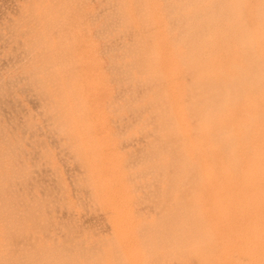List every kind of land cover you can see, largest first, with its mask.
Returning <instances> with one entry per match:
<instances>
[{
  "label": "rangeland",
  "instance_id": "rangeland-1",
  "mask_svg": "<svg viewBox=\"0 0 264 264\" xmlns=\"http://www.w3.org/2000/svg\"><path fill=\"white\" fill-rule=\"evenodd\" d=\"M209 1L0 0V228L10 251L6 263L200 264L202 250L191 257L184 250L204 231L193 215L202 183L194 173H183L188 159L182 140L170 133L173 100L168 90L170 72H178L180 82L187 83L184 94L190 93L194 74L180 60L182 50L191 49L193 55L211 33L216 47L232 42L221 17L227 8L219 3L211 9L217 24L198 38L191 33L208 23ZM247 8L238 10L249 14L248 24H258L254 7ZM151 20L158 21L155 27ZM248 52L246 60L253 58ZM178 59L187 64H180L182 70L174 66ZM187 120H192L187 122L194 141L200 140L188 111Z\"/></svg>",
  "mask_w": 264,
  "mask_h": 264
},
{
  "label": "bare ground",
  "instance_id": "bare-ground-1",
  "mask_svg": "<svg viewBox=\"0 0 264 264\" xmlns=\"http://www.w3.org/2000/svg\"><path fill=\"white\" fill-rule=\"evenodd\" d=\"M185 1H187V0H185ZM254 1H255V3H252ZM217 3L224 5V7L227 8L225 11L223 8L222 11H224L223 12L224 14H222L221 17L223 18V22L225 23V36L229 37V39L232 38V42L230 41L231 44H229L225 48L224 47L219 48L218 45L216 47V43L214 42L216 35L214 33H211L209 37L203 38L202 41L200 42V44L198 46H196L197 48L195 50H193V51H195L193 53V55H192V53H190L191 49H190V52H188V51L184 52V50H182L183 56H181V57L183 59L180 58V60L181 61L185 60V63L187 62V63H189V65L191 67L193 66L192 68L190 67V71L193 72V74H194L193 79H191L193 84H192L191 88L189 89L190 93L184 94L185 89H187L186 88L187 83L183 84L182 82H180L178 72H174V73L172 72L171 73L170 71L172 69H169V68H170V65L172 66V64H170V63L168 64V63H166L167 60L166 61L164 60L165 63L169 66V68H168V66H166L169 69L167 71H169L170 74H172L171 79H170V77H168L170 74L165 75V77L167 76L170 79L169 84H170L171 88L170 89L168 88L169 89L168 93L170 94V99L172 98V100H173L171 107H170V110L172 112V118H170V117L168 118V119H170L172 124H174V126L172 125L173 129L172 130L170 129L171 130L170 133L177 136L180 140H182L181 144H183L182 147H183V149H185V156L188 159L187 166L182 167V168H184L183 170H185V171H183L182 169H181V171H183V173L185 175L189 172L190 174H188L187 176H191V177H194L191 175V172L194 173L196 180L198 179L197 181L202 183V186L199 188V190H197V193H198L197 206H196L197 210H195V214L193 213V215L195 218H198L200 220L201 224L204 225V228H203L204 231L201 232L200 234L197 233L198 235L196 234L194 236V240L192 241V243L194 242V244L186 247L185 250L183 249L186 252L185 254L184 253L183 254L186 256H188V255L190 256V254H193V253H196V252H199L202 250L203 257L199 261L200 264H264V0H225V1H223V0H210L206 4L207 10L210 12L211 9H213V7ZM145 6H147V4ZM153 6H156V4ZM240 6H243L245 8L246 7H249V8L254 7L253 8L254 11L252 10L251 13L254 12V13H252V15L254 16V18L257 19V21L255 20V22H258V24H256V25L248 24V22H251L247 17L249 14L247 15L244 13V11L238 10V7H240ZM157 7H158V5H157ZM189 7H191V6H189ZM249 8H247V9H249ZM156 9H158V8H156ZM185 9H186V7H185ZM216 9H218V8H216ZM219 10H220V8H219ZM151 11L152 10H150V12ZM154 12H155V10H154ZM212 12L213 11H211V14L213 15ZM151 13H150V15H148L149 13H147V15L149 17L154 15L153 13L151 15ZM192 13L193 12H191L189 16H194L195 12L193 14ZM159 14H161V13H158V16H160ZM204 14H202V15H204ZM147 15H146V17H147ZM210 15H208L209 20L205 19L206 21H208V23L206 22L208 25L206 23L204 24L202 22V24L198 25V27H195L194 29L191 28V30H192L191 33L193 35H195V38H198L196 35L202 33L204 31V29L205 30L207 28L209 29L210 27H213L212 25L217 24L216 21H213L214 15L212 16V18L210 17ZM252 15H250V16H252ZM205 16H206V14H205ZM205 16H203V17H205ZM253 16H252V18H253ZM206 18H208V17L206 16ZM153 20H154V18H153ZM153 20H151V21H153ZM198 20H199V18H198ZM205 20L203 19L202 21H205ZM247 20H248V22H247ZM153 22L152 23L154 24V27H155L157 25V24L155 25V22H158V21H153ZM161 22L159 21L158 25ZM137 23H141V22H139V20H138ZM168 23H170V22H167V24ZM165 24H166V21H165ZM167 24H166V26H167ZM252 24H253V22H252ZM136 25H138V24H136ZM187 25H188V23H187ZM181 26H182V24H181ZM217 26L219 27L220 25H217ZM141 28H143V26ZM163 29H164V31L166 30L165 28H162V30ZM159 31L161 32V30H159ZM170 33H173V32L170 31ZM157 35L154 34L153 38L154 37L157 38L158 37ZM186 37H188V36H186ZM171 38H173V37H171ZM160 39H161V37H160ZM171 40H173V39H171ZM200 40L198 39V41H200ZM164 43H163V46L164 45L166 46V44H164ZM189 43H188V46H189ZM194 44H196V42ZM175 45L176 44H173L171 46H173V48H174ZM182 49H183V46H182ZM173 50H172V54H171V52L170 53L168 52L169 50L167 52L169 55L171 54V56L174 58L176 56H174L175 52H173ZM177 50H178V48L175 47V51H177ZM216 50H217V53H216ZM214 51H215V53H213ZM248 51H251L252 54L254 55V56L252 55L253 58L250 60L249 59L246 60V57H245L246 55H250V53ZM154 53L156 54V52H154ZM159 53L160 52H158V54ZM176 54H179L178 58L181 55V53H178V52ZM43 56L44 55H42L41 61L44 60V58H45ZM151 57H152V55H151ZM158 57H159V55H158ZM161 57L163 58V55ZM18 58H19V56H18ZM165 58H167V57L165 56ZM168 59H170V58L168 57ZM175 61L176 60H174V63H175ZM179 62L180 61L178 59L176 65H174V66L176 68L178 67L177 69L182 70L180 67L183 63L182 64L180 63L181 64L180 65V64H178ZM164 66H165V64H164ZM185 66H184V64L182 65V67H184V68H185ZM198 66H201V68L199 67L198 69L197 68L195 69V67H198ZM161 70H160V72H162V74H164L166 72L165 71L163 73L164 70H162V71ZM173 70L175 71V69H173ZM156 72H157V75H159L160 72H158V71H156ZM154 74L155 73H153L152 75H154ZM162 74L160 73V75H162ZM180 77H181V73H180ZM205 80H208V81H205ZM162 87H164V86H162ZM187 91H188V89H187ZM165 93L167 94V96L169 95L167 92H165ZM165 93L163 92V94H165ZM165 96H163V99L166 100L167 96H166V98H165ZM164 101H162L161 103H163ZM186 101H187V103H186ZM163 105H165V104H163ZM187 111H188V113H191V115L195 119V124H196L197 130L200 132V136H201L200 140L198 138V141H196V142L193 139V130L194 129H193V126L191 125L192 123L191 124L189 123L192 120H190V121L187 120ZM166 113H167V111H166ZM81 114H82V112L80 113V115ZM163 115H165V114H163ZM74 116H75V114H74ZM160 117L162 118L164 116H160ZM189 119H191V118L189 117ZM187 121H189V122H187ZM92 126H94V125H92ZM103 126H102V128H104ZM90 128H88V129H90ZM166 128H167V126H166ZM167 129H165V130H167ZM197 130H196V132H197ZM161 133H163V132H161ZM166 133H167V131H166ZM103 135H104V133H103ZM174 141H175V139H174ZM98 142H100V141L98 140ZM170 142H172V141H170ZM162 145H163V142H162ZM179 147H181V146H179ZM180 154L184 155V153H181V152H180ZM183 157L184 156H182V159H183ZM162 159H164V158H162ZM168 163H169V161H168ZM170 163H171V161H170ZM178 163H179V161H178ZM178 163H177V165H178ZM0 169H2V168H0ZM170 173H171V171H170ZM159 175H161V174H159ZM164 178H166V177L164 176L163 179ZM187 178H186V180L188 181ZM191 179L192 178H190V180ZM160 180H162V179H160ZM193 181H195V180H193ZM173 182H175V181H173ZM190 183L191 182L189 181V184ZM166 184H167V182H166ZM177 184H178V182H177ZM171 185H172V183H171ZM190 185H192V184H190ZM167 188H168V186H167ZM194 190H195V188H194ZM195 192H196V190L193 193H195ZM109 195H110V192H109ZM175 195H176V193H175ZM114 196L116 197V194H114ZM109 197H111V196H109ZM113 199H115V198H113ZM169 201H171V199ZM121 202L123 203L124 201H121ZM113 203H115V202L113 201ZM175 203H176V201H175ZM187 203H188V201H187ZM189 204H191V203L189 202ZM117 205H116V208H118ZM162 206H160V207H162ZM180 206H182V205H180ZM182 208H184V207H182ZM166 209H167V207H166ZM158 210H160V209H158ZM184 210L182 209V211H184ZM167 211H169V210H167ZM121 212H122V209H121ZM188 212H190V211H188ZM166 213H164V214H166ZM123 214L125 215V213H123ZM126 214H128V212ZM131 214H133V213H131ZM188 214H192V213H188ZM177 216L178 215H176L175 217H177ZM182 216L181 217L179 216V218L181 219ZM99 218H101V217H99ZM179 218H178V220L180 222ZM168 219H170V218H168ZM182 219H181V221H182ZM127 221L129 222V219ZM127 221H125V223ZM142 222H144V221H142ZM176 222H178V221H176ZM200 222H199V225H200ZM122 223L125 224L124 222H122ZM139 223H141V222H139ZM146 223H147V221H146ZM182 225H184V223H182ZM121 226H122V224H121ZM177 226H179V225H177ZM5 227H7V226H5ZM1 228H0V264H12V262H9V263L5 262L6 260H10V253H9L10 251H8V249H9L8 245L4 244L1 241L2 236L6 232L4 230V228L3 229H1ZM119 228H120V226L117 225L116 230H119ZM165 228H166V226H165ZM137 229H139V227ZM183 230H186V229L184 228ZM194 230H195V228H194ZM194 230L191 229V231H194ZM138 232L139 231L136 232L137 235H138ZM195 232H196V230H195ZM124 233H125V231H124ZM136 234L134 232V234L132 236H134ZM140 235L141 234H139L138 236H140ZM126 236H128V235H126ZM123 237H122V239H123ZM134 237H135V239L133 238V240L135 242L137 237L136 236H134ZM124 239H126V238H124ZM137 239H138V243H137V245H138L140 243H139V238H137ZM149 239H151V238H149ZM152 241H154V240H152ZM164 241H165V239H164ZM169 241H171V240H169ZM174 241H176V240H174ZM130 242H131V239H130ZM201 242H203V243H201ZM141 246H142V244H141ZM130 247H133V246H130ZM175 247H177V245ZM125 249H126V247H125ZM135 249H137V248L134 247V250ZM166 249H168V248H166ZM141 250H142V248H141ZM173 251H175V250H173ZM124 252H125V250H124ZM134 252H136V251H134ZM169 254H172V252ZM174 254H176V253H174ZM131 257H132V255H131ZM139 257H141V256H139ZM169 257H171V256H169ZM122 259L123 258H121V260ZM125 259H128V258L125 257ZM159 259H161V258H159ZM141 260H144V259H141ZM150 260L151 259L148 260L149 263H150ZM116 263H117V261H116Z\"/></svg>",
  "mask_w": 264,
  "mask_h": 264
}]
</instances>
